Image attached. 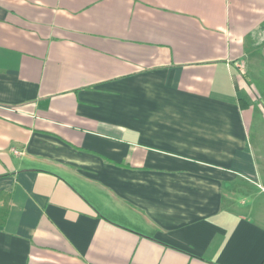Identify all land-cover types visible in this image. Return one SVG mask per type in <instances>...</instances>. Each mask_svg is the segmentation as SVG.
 I'll use <instances>...</instances> for the list:
<instances>
[{
    "label": "crops",
    "instance_id": "obj_1",
    "mask_svg": "<svg viewBox=\"0 0 264 264\" xmlns=\"http://www.w3.org/2000/svg\"><path fill=\"white\" fill-rule=\"evenodd\" d=\"M262 72L264 0H0V264H264Z\"/></svg>",
    "mask_w": 264,
    "mask_h": 264
},
{
    "label": "rangeland",
    "instance_id": "obj_2",
    "mask_svg": "<svg viewBox=\"0 0 264 264\" xmlns=\"http://www.w3.org/2000/svg\"><path fill=\"white\" fill-rule=\"evenodd\" d=\"M261 74L262 75H260V76H261L262 80H259L260 79V76H259L258 80L255 82H256L258 88L260 89V93L262 94L263 101H264V73L262 72ZM252 78L255 79L256 77L253 75ZM259 81H262V83H259Z\"/></svg>",
    "mask_w": 264,
    "mask_h": 264
},
{
    "label": "trees",
    "instance_id": "obj_3",
    "mask_svg": "<svg viewBox=\"0 0 264 264\" xmlns=\"http://www.w3.org/2000/svg\"><path fill=\"white\" fill-rule=\"evenodd\" d=\"M1 195L3 196L4 194L2 193Z\"/></svg>",
    "mask_w": 264,
    "mask_h": 264
}]
</instances>
